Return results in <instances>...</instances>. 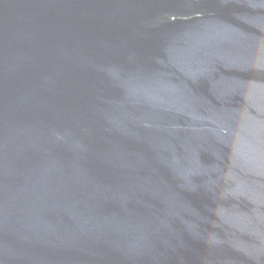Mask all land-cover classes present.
<instances>
[{"label": "water", "instance_id": "obj_1", "mask_svg": "<svg viewBox=\"0 0 264 264\" xmlns=\"http://www.w3.org/2000/svg\"><path fill=\"white\" fill-rule=\"evenodd\" d=\"M0 264H264V0H0Z\"/></svg>", "mask_w": 264, "mask_h": 264}]
</instances>
